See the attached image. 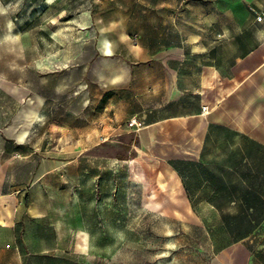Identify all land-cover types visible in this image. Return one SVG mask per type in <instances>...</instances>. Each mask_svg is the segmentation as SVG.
<instances>
[{
	"label": "rangeland",
	"instance_id": "1",
	"mask_svg": "<svg viewBox=\"0 0 264 264\" xmlns=\"http://www.w3.org/2000/svg\"><path fill=\"white\" fill-rule=\"evenodd\" d=\"M193 5L0 0V264H264V69L228 96L215 81L203 101L189 92L183 112L208 113L150 141L110 120L111 98L137 105L145 86L126 32L173 46L212 20L200 49L235 75L248 45L220 41L225 14Z\"/></svg>",
	"mask_w": 264,
	"mask_h": 264
},
{
	"label": "crops",
	"instance_id": "2",
	"mask_svg": "<svg viewBox=\"0 0 264 264\" xmlns=\"http://www.w3.org/2000/svg\"><path fill=\"white\" fill-rule=\"evenodd\" d=\"M195 1L196 5L193 6L204 7L206 12L224 13L227 17V21L222 23L221 31L218 32L221 36L220 41L225 42L226 39H233L232 36L239 34L242 42L248 47L243 48V53L234 58L230 69L233 68L236 72L235 75H232L226 66L215 58V54H210V49H207L208 51L200 49L202 39H206V44L208 42V36L202 37L203 31L206 30L205 35H208L214 28L215 23L212 20L189 22L199 31L196 30L188 35L185 40L179 37L173 46H165V42H162L164 39L160 35L151 36L142 35L139 32H126L133 35L130 38L133 48L131 50L133 74L145 77V86L140 94L133 97V103L137 105H131L130 102L122 99L118 100L114 106V100L111 98L110 120L118 122L121 119L127 122L133 118L137 125L143 124L139 129H132L137 132L141 141L142 139L152 140L153 129L166 123L175 125L177 123L179 131L184 116H195L201 113L200 109L203 103L197 104L196 113L183 112V97L189 92L194 95L197 101H203L202 92L215 81L221 83L222 88H228L229 92L226 93L228 96L245 78L261 75L264 69L262 47L264 44V19L261 22L255 21V13L264 12V0ZM111 27L119 35L114 43L121 44L120 35L126 31L127 25L118 21ZM234 29H238V33H233ZM125 44L129 43L125 41ZM201 55H204L209 62H205L200 67L188 66L189 62L191 64ZM241 77L243 78L241 79ZM177 159L184 160L183 158Z\"/></svg>",
	"mask_w": 264,
	"mask_h": 264
},
{
	"label": "built area",
	"instance_id": "3",
	"mask_svg": "<svg viewBox=\"0 0 264 264\" xmlns=\"http://www.w3.org/2000/svg\"><path fill=\"white\" fill-rule=\"evenodd\" d=\"M263 19H264V12L255 13V21L256 22H261ZM201 112L203 114L208 113V107H207V105H202L201 106Z\"/></svg>",
	"mask_w": 264,
	"mask_h": 264
},
{
	"label": "bare ground",
	"instance_id": "4",
	"mask_svg": "<svg viewBox=\"0 0 264 264\" xmlns=\"http://www.w3.org/2000/svg\"><path fill=\"white\" fill-rule=\"evenodd\" d=\"M108 43V45H110V42L109 41H106ZM105 50H106V54L105 55H111V48L109 46H105ZM113 81V80H112ZM26 132L24 131L21 135H20V138H22L24 136Z\"/></svg>",
	"mask_w": 264,
	"mask_h": 264
},
{
	"label": "trees",
	"instance_id": "5",
	"mask_svg": "<svg viewBox=\"0 0 264 264\" xmlns=\"http://www.w3.org/2000/svg\"><path fill=\"white\" fill-rule=\"evenodd\" d=\"M178 171H180V170L178 169Z\"/></svg>",
	"mask_w": 264,
	"mask_h": 264
}]
</instances>
